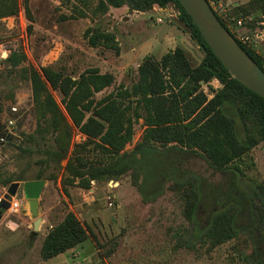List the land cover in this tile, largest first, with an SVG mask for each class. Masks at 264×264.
I'll return each mask as SVG.
<instances>
[{
  "label": "rangeland",
  "instance_id": "rangeland-1",
  "mask_svg": "<svg viewBox=\"0 0 264 264\" xmlns=\"http://www.w3.org/2000/svg\"><path fill=\"white\" fill-rule=\"evenodd\" d=\"M249 1L208 0V3L233 36L244 39L242 44L264 59V14L250 12L238 18L235 15L237 8ZM98 3L99 0H27L31 21L24 1L18 0V12L0 18V43L16 46L26 57L24 63L16 67L0 59V121L3 125L0 178L24 171L26 178L40 172L44 180L37 215L31 214L19 189L13 197L18 207L7 209L0 217V264H43L42 240L52 224L62 218V210L66 208L83 223L88 237L63 254L62 264H257L249 236L252 233L246 229L242 228L236 238L211 248L208 243L197 240L196 229L183 214L184 202L170 189L173 180H166L168 167H175L171 160L175 153L165 154L162 160L160 155L154 154L150 159L148 154L133 151L144 129L142 119L136 123L132 141L124 149L143 159V173L150 169L144 179L142 175L139 177L147 195L152 196L163 186V192L152 200L143 198L132 183L130 171L114 180L118 182L116 186H109L108 181L97 182L89 189L67 185L68 195H65L62 171L69 152L57 167L47 165L45 155L37 151L44 144L35 136L37 119L26 69L39 70L53 65L76 77L87 67H97L102 73L114 75V84L105 90L107 93L119 84L129 87L135 82L138 64L145 56L160 59L177 47L185 51L193 65L203 56L188 29L179 21L163 18L162 23H156V14L151 10H130L127 6L110 7L103 14L97 10ZM87 28L112 32L118 50L89 46L84 36ZM104 93H97L96 98ZM52 94L60 104L59 94L55 91ZM236 120V129L242 138V126ZM33 133L31 140L29 136ZM84 138L75 129L71 144ZM181 157L185 160L189 155ZM190 165L204 176L218 177L200 158L190 161ZM240 167L244 173L241 183L246 190L264 181L262 142L242 157ZM180 175L177 169L175 176ZM8 186L0 182V194L5 193ZM108 197L113 200L112 207L107 205ZM211 208V201L204 199L197 217L201 227L208 223ZM36 217H40L41 222L33 236ZM245 222L240 224L244 227Z\"/></svg>",
  "mask_w": 264,
  "mask_h": 264
},
{
  "label": "trees",
  "instance_id": "trees-1",
  "mask_svg": "<svg viewBox=\"0 0 264 264\" xmlns=\"http://www.w3.org/2000/svg\"><path fill=\"white\" fill-rule=\"evenodd\" d=\"M23 1L31 20L27 0ZM98 4L97 10L103 14L110 7L147 11L153 6L175 5L180 11L175 20L188 29L203 56L195 65L179 47L160 59L145 56L138 64L135 82L129 87L119 84L107 93L105 90L114 84V75L102 73L97 67H87L76 77L53 65L26 69L37 119L35 136L44 144L37 151L45 155L47 165L57 167L69 152L62 171L63 193L68 195L67 185L89 189L97 182L116 180L130 171L132 183L143 198L152 200L163 192V186L152 196L145 193L139 177L144 179L150 169L142 172L143 159L133 151L148 154L150 159L154 154L160 155L162 160L165 154L175 153L171 159L175 167H168L166 180H173L170 189L184 202L183 214L196 229L197 240L211 248L236 238L242 228L246 229L252 233L249 236L256 263L264 264V181L250 187L251 192L246 190L241 183L244 173L240 167L244 155L260 142L264 144V98L229 75L178 0H99ZM17 12L18 0H0V18ZM250 12L264 14V0H250L238 7L235 15L238 18ZM215 15L264 71V59L238 41L223 19ZM84 36L91 47L118 50L112 32L87 28ZM25 59L17 49L3 62L16 67ZM212 77H217L223 86L208 98L199 87ZM53 91L59 94L62 107ZM101 92L104 94L97 99L96 94ZM139 119L144 126L140 141L133 151H126ZM236 119L243 129L242 138ZM75 129L85 138L71 144ZM29 138L32 140L34 133ZM182 154L189 158L181 160ZM199 158L217 179L211 176L210 180L190 165V161ZM177 169L180 176H175ZM25 173L5 175L0 182L9 185L43 178L40 172L30 178ZM204 199L211 201L212 208L208 223L201 227L197 217ZM62 212V218L52 224L42 240L40 257L44 261L82 244L88 237L87 229L73 211L66 208ZM241 221H246L244 227Z\"/></svg>",
  "mask_w": 264,
  "mask_h": 264
},
{
  "label": "water",
  "instance_id": "water-1",
  "mask_svg": "<svg viewBox=\"0 0 264 264\" xmlns=\"http://www.w3.org/2000/svg\"><path fill=\"white\" fill-rule=\"evenodd\" d=\"M191 17L202 38L211 51L228 71L229 75L264 98V71L238 45L228 31L221 25L207 0H178ZM44 184L43 179L14 181L6 189L0 201V217L10 208V200L19 189L22 190L32 215L38 214V198ZM41 222L40 217L33 221L32 235H36Z\"/></svg>",
  "mask_w": 264,
  "mask_h": 264
},
{
  "label": "built area",
  "instance_id": "built-area-1",
  "mask_svg": "<svg viewBox=\"0 0 264 264\" xmlns=\"http://www.w3.org/2000/svg\"><path fill=\"white\" fill-rule=\"evenodd\" d=\"M211 7V6H210ZM151 11L156 14L155 22L156 23H162L165 19H176L180 15V11L175 7V5H168L164 8H161L159 6H153ZM25 19V16H23ZM235 37V36H234ZM236 38V37H235ZM237 39V38H236ZM241 43H243L244 39H237ZM245 40H247V37H245ZM16 50V46H7L4 43H0V59H5L9 54L14 52ZM223 84L220 82V80L217 77H212L208 81H202L200 83V91H202L208 98H211L215 92L221 88ZM118 184L117 181L109 180L108 185L113 187ZM6 192L3 194H0V201L5 197ZM109 201H107V205L109 207H112L114 205L113 200H110V197H108ZM11 206L10 209L14 210L18 207V202L15 200V198H11L10 200ZM10 226V225H8Z\"/></svg>",
  "mask_w": 264,
  "mask_h": 264
},
{
  "label": "crops",
  "instance_id": "crops-1",
  "mask_svg": "<svg viewBox=\"0 0 264 264\" xmlns=\"http://www.w3.org/2000/svg\"><path fill=\"white\" fill-rule=\"evenodd\" d=\"M65 253V252H64ZM61 253L53 258H50L48 260H42L43 264H62L63 263V254Z\"/></svg>",
  "mask_w": 264,
  "mask_h": 264
},
{
  "label": "flooded vegetation",
  "instance_id": "flooded-vegetation-1",
  "mask_svg": "<svg viewBox=\"0 0 264 264\" xmlns=\"http://www.w3.org/2000/svg\"><path fill=\"white\" fill-rule=\"evenodd\" d=\"M2 129H3V125H2V123L0 121V134L2 133Z\"/></svg>",
  "mask_w": 264,
  "mask_h": 264
}]
</instances>
